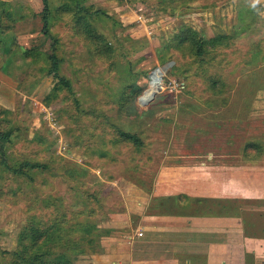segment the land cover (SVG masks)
Returning a JSON list of instances; mask_svg holds the SVG:
<instances>
[{
    "label": "rangeland",
    "instance_id": "374dc122",
    "mask_svg": "<svg viewBox=\"0 0 264 264\" xmlns=\"http://www.w3.org/2000/svg\"><path fill=\"white\" fill-rule=\"evenodd\" d=\"M49 1L53 11L48 27L59 39L56 49L60 72L70 79L80 104L95 108L97 100L106 104L117 97L121 88L132 84L142 87L133 100L140 117L119 118L115 108L105 104L102 111L113 123L140 134L150 144L148 149L130 150L131 159L125 146L115 147L81 128L74 112L63 110L67 103L64 91L57 96L51 94L55 83L46 73L43 52L39 50L26 58L20 50V46L28 45L52 49L47 36H34L42 20L38 24L34 16L31 22L30 16L42 15L38 11L41 0H15L12 9L3 2L6 14L14 17L12 31L5 36L16 39L11 56H0L2 129L11 131L10 140L0 142V264H27L16 256L19 251L27 256L34 254L36 247L29 245L36 233L27 235V227L57 223L63 211L82 210L83 220H96L101 229H106L99 232L104 248H110L118 235L126 236L131 228H140L147 211L183 216L237 211L234 202H228L230 207L226 209L212 200L197 201L198 198L178 203L174 195L157 204V188L169 184L178 191L193 187L191 182H185L191 170L201 172L199 167L209 166L210 162L219 166L223 148L218 120L207 119L200 109H192L195 103H204L200 95L211 97L204 92L208 88L204 82L206 72L218 66L196 65L190 56L168 46L175 33L183 30L202 39L226 36L229 46L216 54L226 68L223 91L228 99L223 108L211 111L221 112L227 119L235 112L249 119L237 132L256 142L251 148L255 156L241 164L240 176L223 184L220 176H212L210 185L217 190L201 189L196 193H225L240 199L245 235L233 262L239 264L242 259L244 264H264V0H177L171 6L166 0ZM82 4L107 13L90 14L87 19L115 48L113 67L97 60L73 34L76 15L84 14ZM167 6L170 8L164 10ZM16 55L20 56L14 59ZM154 72L158 73L156 79L152 78ZM185 86L195 94H185ZM149 88L152 95L142 100L143 95H150L145 94ZM47 95L49 103L44 99ZM218 103L214 108L219 107ZM149 109L152 111L145 114ZM28 157L49 165L44 172L34 174V181L13 171L21 169V161ZM140 157L146 158L145 164ZM96 190V200L85 202L81 198L83 203H77L79 196L86 197ZM87 207L94 208L95 214L88 217ZM64 233L59 231L54 241L47 240L46 235L36 251H61ZM77 233L71 231L67 237L77 238ZM92 247L87 244L83 252L70 251L71 264H90Z\"/></svg>",
    "mask_w": 264,
    "mask_h": 264
},
{
    "label": "trees",
    "instance_id": "16d2710c",
    "mask_svg": "<svg viewBox=\"0 0 264 264\" xmlns=\"http://www.w3.org/2000/svg\"><path fill=\"white\" fill-rule=\"evenodd\" d=\"M126 1H132V0H126ZM177 0H166V2H170V6ZM3 2L0 3L2 5ZM43 8H42V15H40V20H42V23L40 25L39 30L34 34V36H47L51 40V51H47L45 49H41L40 46L36 45H28L20 46V50L24 51V55L26 58H30L33 54L35 56L37 51H42L45 55V59L47 61V74L51 75V77L54 80V87L52 89L51 94L57 96L58 92L64 91V99L67 101L66 105L63 107V110H71L70 112H74V117L79 120V126L83 128L84 130H91L92 134L94 136L98 135L103 141L111 143L113 146L122 145L126 147L125 152H129V156L131 159L133 157L131 156L132 149L140 150V149H148L149 148V141L146 138L141 137L140 134L123 129L121 126H118L117 124L113 123V121L110 119L109 115H106L102 110V106L105 104V101L103 100H97L96 101V107H89L85 108L80 104V101L77 99V97L74 94L72 84L70 79L63 75L60 72V65L59 61L60 58L57 54V44L59 42V39L54 35V33L51 31V29L48 27V21L51 16L52 4L49 0H42ZM62 9H64L65 5H61ZM170 6H167L164 10H167V8H170ZM77 7V6H76ZM160 7L162 8V4H160ZM164 7V5H163ZM80 9L84 11V14L80 13L76 15V19L73 22L72 30L73 34L77 36L80 41L83 43V45L89 49L93 56L99 60L106 62L109 67L114 66L113 62V55L115 53V48L113 47L110 40L107 39L106 36H104L98 29H96L93 25H91L87 19L89 18L90 14L99 13L101 15L107 16V13L103 9H96L92 5H80ZM61 12V11H56ZM55 12V13H56ZM14 22V17L7 15L4 8L0 7V56H11L12 53V47L13 42L16 39V36H13L12 38L5 36L6 33L12 31V26ZM188 32V33H187ZM225 37L223 35H215L214 37H211L210 39H202L198 35L191 34L190 31H178L175 33L172 40L169 42L168 46L172 49L180 51L184 55H188L191 57V62L195 63L196 65L205 66V64H211L215 63L217 64L218 68L214 71L206 72V87L205 93L209 92L210 98L208 97H201V95L198 97L199 99H202L204 103H195V107L197 108H211V109H217L220 110L224 107V105L227 104L228 97L226 96V92L223 91V82L226 81V68L224 67V64H222V59L220 55H217L218 50H222L223 48L228 47V41H225ZM214 53L216 56H214ZM213 54V55H212ZM20 56V55H19ZM16 55L14 59L19 57ZM190 62V63H191ZM8 63V61H7ZM185 66V65H184ZM183 66V67H184ZM191 65L189 64V70ZM176 69L177 66H174ZM204 70L202 67H199V69ZM174 69V70H175ZM231 80L233 78L231 77ZM142 87H136L134 84L129 85L126 88H121L116 98H110L108 99L105 106H112L115 108V111L117 113V116L119 118L122 117H128V118H135L140 117L142 115L140 112H138V106H136L133 103V100L136 98L137 95L140 94L142 91ZM184 93L192 96L194 95L195 91L189 90L188 88L183 89ZM207 95V94H206ZM216 96V97H215ZM227 97V98H226ZM219 98V99H218ZM45 102L49 103L48 101V95L44 98ZM218 99V100H217ZM219 101L217 108V105H215L216 101ZM200 102V101H199ZM70 107V108H69ZM221 107V108H220ZM69 108V109H68ZM149 111H152L151 109L144 111L149 113ZM143 113V114H144ZM2 122L3 119L0 115V142H7L10 140V133L11 131L3 130L2 128ZM255 141L250 140L246 144L244 148V155L247 157H253L255 156V152L252 151V147L255 146ZM131 152V153H130ZM128 156V157H129ZM146 163V158L144 160L139 159V161ZM49 165L45 162H41L38 160H34L32 157H28L21 161V169H13L14 172L18 174H22L27 177L28 180L34 181L35 176L37 172H44L46 169H48ZM97 190L93 191L91 193H87L86 197H78L76 200L77 203L81 201V198H85V202L89 201V199L96 200L97 198ZM191 199V197L185 193H180L175 196V201L178 203H181V200ZM87 204H90L87 202ZM83 205V204H82ZM48 206V205H47ZM86 214L89 216H92L95 214V210L92 207H87ZM92 214V215H91ZM179 214V213H176ZM60 220L57 223L51 224L49 226L40 227L39 225L35 227V229L27 227V230L25 233L27 235H33L35 234V237H33V240H31V244L29 247L35 248L34 254L31 256H27L24 252L19 251L17 252L16 256H19L23 259V261L27 264H71V256L70 251L79 253V251L83 252L84 247L87 246V244L92 245L93 247L89 251L90 254L99 253L102 250V246L100 243V233L102 230L100 226L96 223V220L93 222H90L89 220H83L82 210H70V211H63L59 213ZM40 224V223H38ZM29 228V229H28ZM107 230L108 227H106ZM58 230V231H57ZM79 231L77 233L79 237H67V233H70L71 231ZM59 231H64L63 240L65 244L62 247L61 251H56L55 253L53 251H41L37 252L36 249L39 246H42L45 240V236L47 235V240H55L56 236L58 235ZM25 237V234H23V238ZM85 254V253H84ZM88 254V253H86ZM45 258H48V260H45Z\"/></svg>",
    "mask_w": 264,
    "mask_h": 264
},
{
    "label": "crops",
    "instance_id": "0c3cea01",
    "mask_svg": "<svg viewBox=\"0 0 264 264\" xmlns=\"http://www.w3.org/2000/svg\"><path fill=\"white\" fill-rule=\"evenodd\" d=\"M14 1L0 0V3L6 2L5 4L11 7ZM42 8L43 3L38 11H42ZM32 10L34 11L33 8ZM39 15L32 14L30 16L33 18H30L31 22H34L35 16V21L38 20V24H40ZM192 109H200L199 111L205 113L207 119L218 120L219 122L222 132L220 139L223 144L222 152L219 154V166L211 165L210 162L209 166L199 167L201 172L190 169L192 173L185 182H191L193 187L185 186L178 191L174 189L175 187L173 188L172 184H169V186L157 188L156 198H159L157 204L158 206L161 204L160 199L185 193L191 198H198L197 201L212 200L226 209L230 207L228 202H234V206L238 208L237 211H207L197 216L195 214H192L194 216L163 214L159 210V214L155 211L144 212L143 219L145 222L140 228H131L126 236L119 237L120 235H118L119 238H114L110 248H104L103 244L105 243H103L102 251L91 254L90 264H231L230 262H233L237 246L238 244L241 246L242 237L244 239L245 235L244 231L242 232L243 225L241 223L244 212L243 204H240V199L235 195H225L224 193L217 196L196 192L201 189L217 190L212 189L210 185L212 176H220L223 184L229 182V179L241 175L239 170L241 164L253 158L244 155V148L252 139L238 133L237 128L241 130L242 125L247 124L249 119L238 116L236 112L227 119L222 116L220 111L221 115L214 114L211 108L202 109L192 105ZM194 169L196 168L194 167ZM218 190L225 191L221 188ZM142 236H146V238L143 240ZM240 262L239 264H244L242 259Z\"/></svg>",
    "mask_w": 264,
    "mask_h": 264
},
{
    "label": "bare ground",
    "instance_id": "6f19581e",
    "mask_svg": "<svg viewBox=\"0 0 264 264\" xmlns=\"http://www.w3.org/2000/svg\"><path fill=\"white\" fill-rule=\"evenodd\" d=\"M158 77V73L157 72H154L153 74H152V78L153 79H156ZM157 81V80H156ZM152 93H153V90L151 89V88H149L146 92H145V94H150L149 96H144L143 95V97H142V100H146V99H148L151 95H152Z\"/></svg>",
    "mask_w": 264,
    "mask_h": 264
},
{
    "label": "water",
    "instance_id": "95a60500",
    "mask_svg": "<svg viewBox=\"0 0 264 264\" xmlns=\"http://www.w3.org/2000/svg\"><path fill=\"white\" fill-rule=\"evenodd\" d=\"M143 97V96H142ZM142 97H141V99H142Z\"/></svg>",
    "mask_w": 264,
    "mask_h": 264
}]
</instances>
